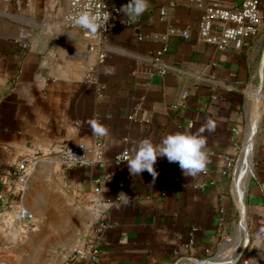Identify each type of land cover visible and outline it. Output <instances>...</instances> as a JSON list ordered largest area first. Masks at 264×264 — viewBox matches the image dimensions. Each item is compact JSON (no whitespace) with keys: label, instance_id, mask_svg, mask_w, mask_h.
Here are the masks:
<instances>
[{"label":"crops","instance_id":"0c3cea01","mask_svg":"<svg viewBox=\"0 0 264 264\" xmlns=\"http://www.w3.org/2000/svg\"><path fill=\"white\" fill-rule=\"evenodd\" d=\"M69 1L0 0V264H71L101 217L100 264L264 262V0L258 33L225 50L200 35L205 5L148 0L93 45L64 26ZM202 126L206 166L194 177L165 157L155 177L116 161ZM80 142L88 164L64 163Z\"/></svg>","mask_w":264,"mask_h":264},{"label":"built area","instance_id":"2783aa9c","mask_svg":"<svg viewBox=\"0 0 264 264\" xmlns=\"http://www.w3.org/2000/svg\"><path fill=\"white\" fill-rule=\"evenodd\" d=\"M189 3L205 5V12L200 24L201 37L219 49L225 50L231 46L243 48L247 40L258 33L261 24L260 4L261 0H239L238 8L225 6L219 2H207L205 0H186ZM174 4V0H171ZM120 0H70L68 9L63 16V24L70 30H81L94 45L98 42H105L113 29L122 24H134L135 19L123 18L119 8L123 6ZM81 11H89L92 14H99L101 24L95 36L89 34L85 29L74 27L70 17ZM162 15L166 14L165 10L161 11ZM216 25H221L220 31H216ZM171 29V32H175ZM182 34L188 36L187 31ZM167 51V45L157 50V55L161 56ZM174 107H177L175 105ZM88 148L80 143L68 144L61 153V160L68 165H85L88 164ZM128 151L117 154L116 161L121 164L123 161L130 159ZM227 166L233 165V159L228 157ZM28 161L23 159L18 166V177L23 184L27 182ZM100 187H95V192H99ZM20 219L29 217L27 210L22 209L19 212ZM264 221V220H263ZM109 228V220L106 217L99 218L94 233L95 240L90 243L88 248L75 251L69 261L71 264H100L101 259V238L102 234ZM261 238L264 239V228L261 231ZM244 264H255L249 259L244 260ZM257 264H264L258 262Z\"/></svg>","mask_w":264,"mask_h":264},{"label":"clouds","instance_id":"9594fccd","mask_svg":"<svg viewBox=\"0 0 264 264\" xmlns=\"http://www.w3.org/2000/svg\"><path fill=\"white\" fill-rule=\"evenodd\" d=\"M148 8V0H128L119 8V12L128 19L141 16ZM74 27L85 29L89 34L95 36L98 29L102 27L99 14L89 11H81L70 17ZM208 131L215 128L211 119L206 121ZM205 128L202 126L197 132L184 131L173 132L165 135L159 143L143 140L133 149V155L127 160L130 174L138 176L144 171L155 177L158 173L155 168L158 157H165L170 163H177L183 174L196 176L206 166V154L204 146L206 139L202 135ZM93 132L96 136L107 135L104 126L93 124Z\"/></svg>","mask_w":264,"mask_h":264}]
</instances>
